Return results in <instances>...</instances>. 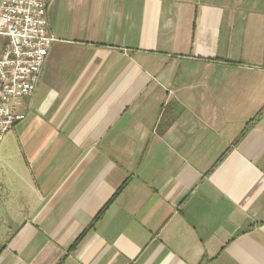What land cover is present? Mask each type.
<instances>
[{
  "label": "crops",
  "instance_id": "obj_1",
  "mask_svg": "<svg viewBox=\"0 0 264 264\" xmlns=\"http://www.w3.org/2000/svg\"><path fill=\"white\" fill-rule=\"evenodd\" d=\"M42 1L0 264H264V0Z\"/></svg>",
  "mask_w": 264,
  "mask_h": 264
},
{
  "label": "built area",
  "instance_id": "obj_2",
  "mask_svg": "<svg viewBox=\"0 0 264 264\" xmlns=\"http://www.w3.org/2000/svg\"><path fill=\"white\" fill-rule=\"evenodd\" d=\"M55 40L42 0H0V142L23 119L15 105L34 93Z\"/></svg>",
  "mask_w": 264,
  "mask_h": 264
},
{
  "label": "trees",
  "instance_id": "obj_3",
  "mask_svg": "<svg viewBox=\"0 0 264 264\" xmlns=\"http://www.w3.org/2000/svg\"><path fill=\"white\" fill-rule=\"evenodd\" d=\"M121 189V188H120ZM119 189V190H120ZM91 227V226H90ZM87 230V229H86ZM85 234V231L78 237V239L76 240L75 244L84 236Z\"/></svg>",
  "mask_w": 264,
  "mask_h": 264
},
{
  "label": "rangeland",
  "instance_id": "obj_4",
  "mask_svg": "<svg viewBox=\"0 0 264 264\" xmlns=\"http://www.w3.org/2000/svg\"><path fill=\"white\" fill-rule=\"evenodd\" d=\"M8 135H10V132H9V133H7L5 136H8Z\"/></svg>",
  "mask_w": 264,
  "mask_h": 264
}]
</instances>
